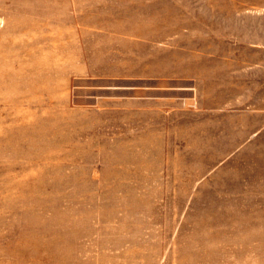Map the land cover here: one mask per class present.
<instances>
[{
  "label": "rangeland",
  "instance_id": "1",
  "mask_svg": "<svg viewBox=\"0 0 264 264\" xmlns=\"http://www.w3.org/2000/svg\"><path fill=\"white\" fill-rule=\"evenodd\" d=\"M0 264H264V0H0Z\"/></svg>",
  "mask_w": 264,
  "mask_h": 264
}]
</instances>
